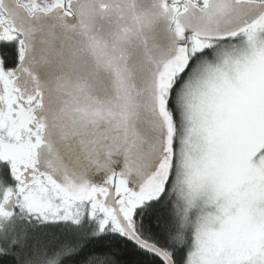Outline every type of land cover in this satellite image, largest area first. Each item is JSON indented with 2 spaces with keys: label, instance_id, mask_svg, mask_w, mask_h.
<instances>
[{
  "label": "snow or ice",
  "instance_id": "1",
  "mask_svg": "<svg viewBox=\"0 0 264 264\" xmlns=\"http://www.w3.org/2000/svg\"><path fill=\"white\" fill-rule=\"evenodd\" d=\"M0 264H264V0H0Z\"/></svg>",
  "mask_w": 264,
  "mask_h": 264
}]
</instances>
